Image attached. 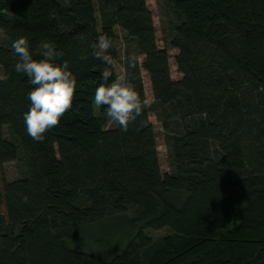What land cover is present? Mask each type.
Here are the masks:
<instances>
[{
    "label": "trees",
    "instance_id": "trees-1",
    "mask_svg": "<svg viewBox=\"0 0 264 264\" xmlns=\"http://www.w3.org/2000/svg\"><path fill=\"white\" fill-rule=\"evenodd\" d=\"M162 2L178 80L146 0H0V165L17 169L0 182V264H264V0ZM116 27L124 82L146 101L143 69L153 96L126 132L94 104L99 78L118 80ZM101 35L111 65L92 54ZM20 36L54 42L78 82L41 142L23 120L33 86L14 70ZM125 216L136 231L113 255L77 246L89 224Z\"/></svg>",
    "mask_w": 264,
    "mask_h": 264
},
{
    "label": "clouds",
    "instance_id": "clouds-1",
    "mask_svg": "<svg viewBox=\"0 0 264 264\" xmlns=\"http://www.w3.org/2000/svg\"><path fill=\"white\" fill-rule=\"evenodd\" d=\"M91 47L95 58L102 59L107 65L113 63V57L108 54L113 47L110 37L101 35ZM11 49L17 57L15 72L26 76L33 86L27 92L29 108L23 114L26 132L41 142L45 139L44 134L58 126L63 115L73 108L77 77L68 61L58 62L64 53L50 40H42L33 48L27 36H20L12 40ZM110 75V72H105L99 78L102 82L95 88L94 104L103 107V115L126 132L130 123L141 115L146 101L141 99L132 84L124 82L125 76L109 83Z\"/></svg>",
    "mask_w": 264,
    "mask_h": 264
},
{
    "label": "rangeland",
    "instance_id": "rangeland-1",
    "mask_svg": "<svg viewBox=\"0 0 264 264\" xmlns=\"http://www.w3.org/2000/svg\"><path fill=\"white\" fill-rule=\"evenodd\" d=\"M146 5L151 11L154 26L156 29V39L157 45L160 48L167 49L168 53V62L170 76L173 80H178L182 77V74L177 70L175 63V56L177 50L168 45L165 34V6L163 5L162 0H146ZM117 33V48H118V58L114 62V71L119 79L121 76H124V71L122 68L121 61L124 57V45L123 38L124 32L119 28H115ZM1 36V33H0ZM142 60V57L139 58V61ZM141 77L144 85V93L147 103H151L153 100L150 81L148 74L145 70L141 69ZM149 119L153 124L154 131L156 134L157 141V151L160 161V167L162 172L169 171L168 165V155L167 147L164 140V132L161 127L160 122L156 119L153 112H150ZM17 176V169L14 162H6L0 165V182L4 178L5 180H12ZM128 216H131L130 212H127ZM136 231V226L132 221V218L129 217H113L105 218L94 223H91L86 227L78 239L77 246L84 244L87 250L95 252L96 254L102 256H111L120 249L122 244L126 242V238L130 237ZM147 234L152 238H158L167 233V229L159 230H146ZM88 242V244H87ZM76 247V246H75Z\"/></svg>",
    "mask_w": 264,
    "mask_h": 264
}]
</instances>
